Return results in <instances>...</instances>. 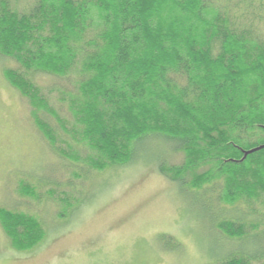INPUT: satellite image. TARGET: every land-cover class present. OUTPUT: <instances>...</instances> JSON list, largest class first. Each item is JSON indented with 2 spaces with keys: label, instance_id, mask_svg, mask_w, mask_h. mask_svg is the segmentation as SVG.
<instances>
[{
  "label": "trees",
  "instance_id": "obj_1",
  "mask_svg": "<svg viewBox=\"0 0 264 264\" xmlns=\"http://www.w3.org/2000/svg\"><path fill=\"white\" fill-rule=\"evenodd\" d=\"M261 28L264 0H0V56L16 64L4 76L52 153L102 172L155 138L181 156L160 163L161 176L253 213V203L264 208ZM37 74L71 88L55 90L70 122L52 109L53 90ZM19 192L32 194L24 183ZM70 202L60 205L70 211ZM257 223L215 225L240 241ZM0 227L17 252L45 236L39 220L5 207ZM258 258L233 254L218 264Z\"/></svg>",
  "mask_w": 264,
  "mask_h": 264
},
{
  "label": "rangeland",
  "instance_id": "obj_2",
  "mask_svg": "<svg viewBox=\"0 0 264 264\" xmlns=\"http://www.w3.org/2000/svg\"><path fill=\"white\" fill-rule=\"evenodd\" d=\"M15 68L0 56V207L36 218L45 236L34 249L17 252L0 227V264H218L233 254L255 255L253 264H264L261 205L253 203V213L243 203L218 204L210 191L191 193L164 178L159 164H178L181 156L155 138L138 143L131 162L102 172L61 159L34 126L27 102L7 82L4 72ZM56 80L34 77L40 87L53 90L50 106L70 122L55 90L71 88ZM21 183L31 195L20 194ZM62 200L73 203L70 211ZM222 220L263 224L239 241L217 229Z\"/></svg>",
  "mask_w": 264,
  "mask_h": 264
}]
</instances>
